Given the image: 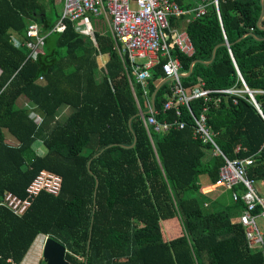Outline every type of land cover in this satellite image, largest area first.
Returning <instances> with one entry per match:
<instances>
[{
	"label": "trees",
	"instance_id": "obj_1",
	"mask_svg": "<svg viewBox=\"0 0 264 264\" xmlns=\"http://www.w3.org/2000/svg\"><path fill=\"white\" fill-rule=\"evenodd\" d=\"M174 1L189 10L200 0ZM205 1V15L170 20L172 27L185 29L194 48L187 55L173 45L171 55L183 72L196 60L181 77L182 86L201 79L206 88H242V78L252 91L258 108L247 93L236 103L233 95L213 93L220 102L197 98L189 104L196 116L208 106V125L224 156L251 158L247 175L259 182L264 179V0L259 27V0H218L217 7ZM54 8V0H0V202L9 191L24 196L40 170L62 178L57 194L41 192L22 216L0 205V264L20 263L39 235L61 244L68 264H85L88 255V264H264L262 248H249L236 221L244 202L229 191L230 200L215 210L217 200L204 198L206 188L218 184L224 160L194 138L187 108L180 107L179 118L188 121L187 128L150 130L148 137L139 108L147 112L153 90L166 78L164 60L151 68L145 92L108 32L85 36L66 20L54 29L60 19ZM32 23L44 37L42 54L31 55ZM247 33L252 36L237 42ZM214 48L213 60L205 63ZM105 54L108 60L99 67ZM168 93L166 81L154 98L158 122L175 119L173 109L162 108ZM20 98L31 108L19 105ZM64 106L69 113L60 118ZM36 141L42 154L35 152Z\"/></svg>",
	"mask_w": 264,
	"mask_h": 264
},
{
	"label": "built area",
	"instance_id": "obj_2",
	"mask_svg": "<svg viewBox=\"0 0 264 264\" xmlns=\"http://www.w3.org/2000/svg\"><path fill=\"white\" fill-rule=\"evenodd\" d=\"M206 1L200 0L193 8L182 10L174 0H62L60 19L54 29L60 27L63 21L74 23L77 33L85 36H94L92 18L103 17L107 23L109 34L115 43L124 67L126 61L130 65L131 74L143 89L147 87L151 75V68L162 62V70L168 77L169 93L163 102V110L173 109L175 119L172 121L158 122L155 119V108L152 109L151 101L147 103V112L143 113L139 108V116L143 126L151 140L150 130L155 133H166L169 130H181L189 126L188 121L181 118V106H185L188 114L193 119L194 138L203 144L210 145L214 156H221L224 165L221 167L218 186L226 191H231L233 200H242L245 209L236 221L244 229L245 238L249 248H262L264 252V233L259 230L257 219L264 217V192L258 187L257 182L247 175L246 167L252 164L251 158L228 160L215 140V133L208 125L206 105L198 116L190 107V101L203 98L205 102H220V97L213 99L211 94L233 95L236 97L247 93L249 97L252 91L246 86L241 78L242 88L232 86L229 88L211 89L206 88L203 80L191 86L181 84L179 60L171 55V47L174 45L180 52L191 55L194 51L191 40L182 27H172L170 20H180L183 17L196 19L205 15ZM217 7L218 0H213ZM27 37L33 40L31 55L43 53L44 37L40 35V27L36 23L29 25ZM146 92V89H145ZM251 99V98H250ZM252 101V100H251ZM258 108L256 101H252ZM139 107V106H138ZM37 125L42 119L37 114H32ZM264 188V179L261 181ZM62 185L60 175L40 170L25 188L24 196L12 191L5 193L0 205L5 207L15 216H22L31 205L33 199L41 192L57 194ZM238 187L241 191H234ZM256 207L261 211L256 213ZM10 264H16L12 262Z\"/></svg>",
	"mask_w": 264,
	"mask_h": 264
},
{
	"label": "water",
	"instance_id": "obj_3",
	"mask_svg": "<svg viewBox=\"0 0 264 264\" xmlns=\"http://www.w3.org/2000/svg\"><path fill=\"white\" fill-rule=\"evenodd\" d=\"M259 2H260V12H259L258 19L256 21L257 24H255V25H257V27L260 26V21H261V19L263 17V15H262V13H263V3H262V0H259ZM246 36H252V33H247V34L243 35L240 39H238L237 42H239L240 40H242ZM224 44L228 45V43H226V42H224ZM214 55H215V48L212 51V56H211L210 60L206 61L205 63H210L213 60ZM195 62H196V60H193L191 62L190 66H189V70L186 73L181 74V77L188 76L191 73L192 66H193V64ZM167 80H168V77L165 78L164 80L160 81L156 85L155 89L153 90L152 95H151V99H150L152 109H154V98H155V95H156L158 89ZM250 98H251L252 101H255L253 95H251ZM259 113L261 114L260 110H259ZM129 127H130V121H129ZM135 143H136V138L134 137L133 144L131 146H129L128 148H133ZM103 149L104 148H102L99 152H97L93 157L99 155L103 151ZM91 159H89L88 163H86V168H88V170H90L89 167H90ZM97 186H98V179L96 178V180H95V188H94V192H93L94 200H95ZM89 235L91 236V229H90ZM89 243H90V237H89V240H88V245H86V251H88V254H89V251H90ZM64 251H65L64 247L61 244H59L58 242L46 237L44 245H43V250H42V260H43L44 264H68L63 258L64 257ZM88 256H86L85 264H88Z\"/></svg>",
	"mask_w": 264,
	"mask_h": 264
},
{
	"label": "rangeland",
	"instance_id": "obj_4",
	"mask_svg": "<svg viewBox=\"0 0 264 264\" xmlns=\"http://www.w3.org/2000/svg\"><path fill=\"white\" fill-rule=\"evenodd\" d=\"M56 1H57V3H55V8L54 9L56 11L60 12L61 11V4L58 3L59 0H54V2H56ZM92 25L94 27V30L99 32V33H101V34H105L107 32L109 33L108 27H107V23H106V21H105V19L103 17H99V18L93 17L92 18ZM98 63H99V65H101V63H102V60L100 59V57L98 58ZM61 110H62L63 114L60 116V118L65 114L64 112H66V114L69 113V108L67 106L62 107ZM205 179H206V176H202L201 183L204 184V182H205L204 180ZM257 185L261 189V191L264 192V188H263L262 182L261 181L257 182ZM220 191H224V190H220ZM194 194L197 195L201 199H203V197H204V196L201 195V192L198 191V190L194 191ZM211 195H215V194H209L207 197H204V198L205 199H210V202H211V201H213V198H212ZM227 197H228V194H226V193L223 194V198H227ZM218 204H215V207H212V209L216 210L217 207H218L216 205H218ZM212 206H214V205H212ZM217 210H219V209H217ZM257 225L259 227V230L264 233V217H259L257 219ZM42 239H43V236L40 235V236H38L37 240L36 239L34 240V242L32 243V245L30 247V249L27 252V256L28 257H31V255H34L36 252L39 251L41 243H42ZM44 241H45V239H44ZM36 243H38V244H36Z\"/></svg>",
	"mask_w": 264,
	"mask_h": 264
},
{
	"label": "crops",
	"instance_id": "obj_5",
	"mask_svg": "<svg viewBox=\"0 0 264 264\" xmlns=\"http://www.w3.org/2000/svg\"><path fill=\"white\" fill-rule=\"evenodd\" d=\"M191 2H193V0H191ZM197 1H195L194 3H196ZM54 3H57L54 2ZM61 4V7H62V0H59V2ZM14 41L16 42V44L19 42V38L17 36H14ZM100 59L102 60V63L101 65H99V67H102L104 65L105 62H107L108 60V55H102L100 56ZM0 74H1V70H0ZM19 105L21 106H25L27 107L28 109L31 108V106L29 105V103H27L23 98H20L19 99ZM33 114H37L35 112H33ZM38 115V114H37ZM32 117V116H31ZM9 143H12L11 141H8ZM34 148H35V152L39 153V154H42L44 152V148L42 147V144L39 142V141H36L34 143ZM218 185H215V186H212V187H207L206 188V192H208V194H215V195H211L213 200H217V202H228L230 199L229 197V191H220V190H223L219 187H217ZM228 194V197L227 198H223V194ZM208 201V200H207ZM208 203V202H206ZM217 203V204H218ZM216 206H221L220 203ZM40 236V235H39ZM42 236V235H41ZM38 236L36 237V240H37ZM44 239H46V237L43 236V239H42V243H41V246H40V249L38 252H36L34 255H31V257H28L27 256V253L25 255V257L22 259V261L18 264H39L40 261L42 260V250H43V245H44ZM38 244V243H36ZM17 264V263H16Z\"/></svg>",
	"mask_w": 264,
	"mask_h": 264
}]
</instances>
